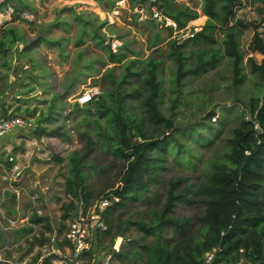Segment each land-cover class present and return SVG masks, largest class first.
I'll use <instances>...</instances> for the list:
<instances>
[{
    "label": "trees",
    "instance_id": "16d2710c",
    "mask_svg": "<svg viewBox=\"0 0 264 264\" xmlns=\"http://www.w3.org/2000/svg\"><path fill=\"white\" fill-rule=\"evenodd\" d=\"M14 1L22 2H0L1 11L9 8L13 11L12 21L21 18L20 12L15 13L19 9ZM114 1L108 0L110 7L114 6ZM247 1L264 6V0ZM157 3L158 8L173 19L176 29L183 28L200 13L206 16L201 28L192 37L181 42L177 39L167 42L169 49L166 56L174 62L175 85V96L167 115L159 104L162 88L158 77V55L150 54L144 59L133 57L122 62L126 57L122 50L113 52L103 44L104 34L100 29L106 23L105 20L99 21L90 31L96 44L115 64L108 67L104 75L110 78L111 86L92 96L86 110H93L96 136L104 141L107 150L121 162L116 186L97 198H111L114 195L118 200H111L100 211L106 227L97 232L96 238L100 242L107 238L110 246H113L115 237L123 239L118 247L114 245L116 249L111 253L109 264H126L127 259L131 258L133 260L130 264H205L207 252L213 253L207 264H237L241 259L245 264H264V88L247 98L238 123L225 138L221 156L209 161L202 177L194 183L184 184L182 176L161 177V173L167 170L168 144L174 141L173 107L180 98L184 78L201 76L216 68L221 57L226 56L230 59L231 83L237 85L242 82L246 73L242 65L240 37L246 27L252 30L246 48L261 54L259 62L248 58L250 69L260 77V84H264V40L257 31V26L263 20L236 17L235 9L240 0H201L200 12L176 0H157ZM93 17L97 19V15ZM148 22L154 25L152 20ZM166 28L172 34V26ZM218 33L221 34L222 52L217 45ZM42 40L45 44L60 46L59 39L44 37ZM163 40L159 32H156L148 48ZM189 41L192 43L188 44ZM18 44L21 45L18 55L26 57L30 65L22 69L26 72V78L36 80L37 75L33 73L35 63L25 52L33 43H27L20 32L10 25L0 29V66L5 69L1 78H5L10 70L15 73L16 69H11V50ZM194 45L197 47L192 48ZM185 47H190L188 53ZM117 65H121L122 70L116 75L114 72ZM128 75H134L140 80L131 89L122 87L128 82ZM22 85L29 87L31 84L25 82ZM3 93L4 90L0 91V95ZM129 98L139 99L135 105L138 112L133 111L134 105L127 103L126 99ZM60 102V95L53 94L45 109L37 106L30 110L25 108L28 111L24 115L26 117L33 118L38 112L31 131L34 136L54 133L68 139L64 131H59L61 125L55 128L49 126L52 121H62L64 118L59 113L62 109ZM81 108L71 109L69 113ZM19 109L17 105L13 111L18 112ZM0 112L3 117L15 114L11 111L8 113L5 107H1ZM214 112L210 110L208 114ZM85 137L82 150H71L65 158L57 155L49 157L57 163L66 160L68 174L63 182V192L67 200L58 199L61 202L60 215L55 227L45 214L33 211L29 215V222L39 225L37 232L25 240L29 248L35 244L51 247L53 242L61 249L70 246L62 237L67 221L74 216L78 204L87 208L97 200L87 180L86 170L91 167L84 159L91 151L93 141L88 133ZM159 184L164 186V197L157 205L159 193L155 186ZM192 193H198L204 204L200 216L201 231L197 238H185L188 221L187 218L175 215V207L181 201H188ZM5 194L14 198V193L6 191ZM136 202L146 204L145 213L136 219L122 217L124 211ZM32 225L19 228L18 233L31 232ZM169 231L181 236L173 240L172 245L167 242L170 239ZM39 253L40 250L37 255ZM81 259L83 262L95 261L91 247L81 254Z\"/></svg>",
    "mask_w": 264,
    "mask_h": 264
},
{
    "label": "rangeland",
    "instance_id": "374dc122",
    "mask_svg": "<svg viewBox=\"0 0 264 264\" xmlns=\"http://www.w3.org/2000/svg\"><path fill=\"white\" fill-rule=\"evenodd\" d=\"M176 1L193 6L200 12L201 0ZM14 2L19 9L15 13L20 12L21 18L12 21L14 13L10 11V8L5 11L0 10L2 14L0 15V29L5 25L15 27L27 43H33L25 52L32 57L35 63L33 73L37 75V78L36 80L27 78L26 81L31 85L19 90V96H15L14 90L18 89L17 85L26 78V72L22 69L30 65L26 57L18 55L21 45H14L10 62L11 69H16L15 73L10 70L5 78H1L5 69L0 66V91L4 90V93L0 95V108L5 107L8 113L11 111L25 115L28 113L25 110L26 107L29 110L36 106L39 109H45L50 97L58 94L61 97L60 106H62L59 113L64 115V118L62 121L61 119L52 121L49 126L55 128L61 125L62 128L59 131H64L68 139L54 133L41 135L44 136V140H39V143L44 149H40V155H45L46 152L47 155L42 157V162L49 166L38 165L37 172L34 171L33 175L29 174L18 182L13 178L6 180L4 186H0V200L6 207L19 209L21 213L29 214L37 211L45 214L55 227L60 215L61 202L58 199L67 200L63 192V182L68 172L66 160L57 163L49 157L57 155L65 158L71 150H82L86 133H88L93 143L91 151L84 159L91 167L86 172L94 198L97 199L104 192L116 186L119 178L121 162L107 150L104 141L96 136L92 121L93 110H86L90 103L78 105L77 107L82 108L77 112L69 113L74 97H79L83 91L95 86L101 93L104 88L111 86L110 78L104 75L108 67L115 63L111 62L106 52L96 44L95 38L90 33L92 27L99 21H106L100 31L104 37L107 33L120 40L121 46L118 49L126 55L122 62L133 57L144 59L150 54L158 55L160 61L158 77L162 88L159 104L166 115L170 111L169 106L175 96L174 62L166 56L169 49L167 42L178 36L173 32L169 34L166 27H160L154 21V25L148 21L141 24L135 23L133 15L126 8L118 9V13H112L114 6L110 7L108 0H22L20 3ZM103 12H108L112 20L109 21L106 14L104 17ZM94 15H97V19L93 17ZM202 15L201 13L199 15L201 19L189 22L200 24L201 27L206 20V16ZM235 16L252 20L262 19L263 22L257 26V31L264 40V6L240 0V4L235 9ZM3 17L8 22L1 25ZM156 32H159L165 40L148 48ZM80 33H82L81 39L77 42ZM251 34V28L246 27L240 37L242 65L246 73L242 82L237 85L231 83L230 59L226 56L221 57L216 68L201 76L184 78L185 84L181 89L180 98L173 107L174 141L168 144L167 170L161 173L162 178L166 179L171 175L182 176V184H184L194 183L202 177L209 161L221 156L225 138L230 135L231 129L238 123L240 111L244 109L247 98L264 88V84H260V77L251 72L248 62L249 57L256 62L261 59L260 53L246 48ZM44 37L59 39L60 46L45 44L42 40ZM216 37L217 45L222 52L221 34L218 33ZM190 43L192 41L188 42ZM196 47L197 45H194L192 48ZM157 48L161 53L158 54ZM189 49L190 47L184 48L186 53ZM115 67L114 74L117 75L122 70V66ZM127 79L128 82L122 85L127 89H131L134 84L138 85L140 82L134 75H128ZM126 101L134 105L133 111L138 112V107L135 105L139 99L129 98ZM17 105L20 106L19 113L13 111ZM210 110H214V114L209 115ZM37 114L38 112L32 116L33 120ZM41 167L44 169H40ZM42 171L45 172V179L41 176L35 179L34 174L38 175L37 173ZM155 187L159 193L156 198L157 205H159L164 197V186L159 184ZM7 189H10V192L17 189L16 198L11 199L5 194L4 191H9ZM203 207V201L198 193H192L188 201H181L176 205L175 215L187 218L188 221L185 238H197L200 235V216ZM145 211L146 204L136 202L124 211L122 217L130 216L136 219ZM32 228L31 232L25 233H18L15 227L4 230L0 233V244L10 249L12 253H16L15 250L24 245L23 237L29 233H36L39 225L34 224ZM168 235L169 245H172L173 240L181 237L170 231ZM96 237L95 235L91 240L94 259L98 263L105 261L109 264L111 253L116 249L114 245L119 246L123 239L115 237L113 246H110L107 238L100 242ZM52 249L57 255H68L70 252L66 247L59 248L55 242H53ZM20 250L23 249L18 251ZM132 260L133 258L127 259L126 264H130ZM113 261L116 263L114 259ZM237 264H245V261L241 259Z\"/></svg>",
    "mask_w": 264,
    "mask_h": 264
},
{
    "label": "built area",
    "instance_id": "2783aa9c",
    "mask_svg": "<svg viewBox=\"0 0 264 264\" xmlns=\"http://www.w3.org/2000/svg\"><path fill=\"white\" fill-rule=\"evenodd\" d=\"M121 8L129 10L137 24L152 20L160 27L172 26L173 33L178 36L174 39L179 40V42L183 39L192 37L193 34L201 28L200 24H191L188 22L183 28L176 29V24L173 19L164 14L161 9L158 8L157 0H136L134 2H129V0H116L112 13H118V9ZM105 14L109 21L112 20V16H108V12H103L104 17ZM104 44L113 52H116L121 43L116 36L108 35L106 33ZM98 93L99 91L97 87H90L83 91L79 97H74L75 99L72 103L76 101L78 105H82L90 101L92 96ZM33 127L34 121L31 117H26L22 114L3 117L0 114V136L13 130H31ZM9 160H11V157H9ZM111 200H118V197L112 195L111 198L103 197L97 199L87 208L82 204H78L74 216L69 220L67 228L62 234V237L70 243V246H65L70 250L68 255H57V253L53 251L52 246L49 247L45 244L42 246L35 244L29 248L25 243V240L30 238V235L32 234L29 233V235L23 237L24 245L17 248L15 250L17 251L16 253H12L10 249H6V246L0 244V264H108L105 261L101 263L96 261L83 262L81 254L91 247V240L97 232L106 227L100 211L107 206ZM1 201L2 200H0V233L14 227L18 230L21 227L32 225L28 218L33 211L29 214L21 213L19 209L15 208H11L12 211H10V208L6 207ZM21 248L23 250L18 251ZM38 250H40V253L37 255ZM212 256V252H207L205 254L204 263L207 264Z\"/></svg>",
    "mask_w": 264,
    "mask_h": 264
},
{
    "label": "crops",
    "instance_id": "0c3cea01",
    "mask_svg": "<svg viewBox=\"0 0 264 264\" xmlns=\"http://www.w3.org/2000/svg\"><path fill=\"white\" fill-rule=\"evenodd\" d=\"M201 18L202 17L199 16V18L193 21H197ZM26 80L27 78L21 81L17 85L18 89L14 90L16 97L19 96V90L25 87L22 84L28 82ZM39 140H44V136H38L36 138L29 129H17L0 136V186H4L6 180H10L11 178L18 182V180L26 178L29 174L33 175V173L37 172L36 167L38 165H45L43 164L44 162H42V157L47 154L43 152L45 155H40V149L43 150L44 148L42 144L39 143ZM9 157H11V160H9ZM45 166H49V164ZM40 169H44V167ZM37 174L38 175L34 174L35 179H38L40 176L45 179L44 171ZM11 183L10 186L13 187ZM7 190L10 192V189ZM16 191L10 192H14V198H16ZM4 193H6V191H4ZM2 195L4 196V194Z\"/></svg>",
    "mask_w": 264,
    "mask_h": 264
},
{
    "label": "water",
    "instance_id": "95a60500",
    "mask_svg": "<svg viewBox=\"0 0 264 264\" xmlns=\"http://www.w3.org/2000/svg\"><path fill=\"white\" fill-rule=\"evenodd\" d=\"M8 21L6 20V18H2V23H1V25H4V23H7ZM77 106H78V103L75 101L74 103H73V105H72V109H75V108H77Z\"/></svg>",
    "mask_w": 264,
    "mask_h": 264
}]
</instances>
